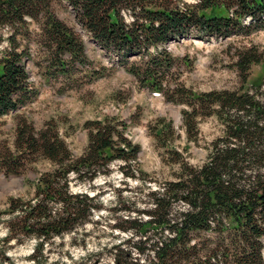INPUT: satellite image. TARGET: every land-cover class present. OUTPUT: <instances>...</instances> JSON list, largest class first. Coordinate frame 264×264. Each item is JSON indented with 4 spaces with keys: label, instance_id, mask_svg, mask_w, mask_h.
I'll return each instance as SVG.
<instances>
[{
    "label": "trees",
    "instance_id": "obj_1",
    "mask_svg": "<svg viewBox=\"0 0 264 264\" xmlns=\"http://www.w3.org/2000/svg\"><path fill=\"white\" fill-rule=\"evenodd\" d=\"M53 1L0 0V44L4 38L8 43L0 57V117L13 112L16 118L14 148L0 149V172L22 174L40 158L52 165L33 180V195L10 196L8 208L0 210V223L7 229L0 260L7 259L4 246L11 239L23 243L33 238V264H57L46 261V246L66 235L76 243L78 231L104 208L97 196L71 189L73 179L93 180L99 172L107 173L115 158L136 176L131 161L140 146L125 136L127 126L118 117L85 121L88 145L75 156L54 120L35 127L18 114L37 95L28 84L26 60L37 59L47 80L64 78L58 94L74 90L76 71L91 64L84 40L58 17ZM64 1L94 40L120 55L121 65L140 88L187 105L181 108L180 123L186 151L192 143L199 144L202 119L215 116L222 124L204 161L193 164L174 145L180 130L166 118L158 120L162 126L157 125L155 138L174 178L158 182L156 189L147 186L143 208L133 206V199L120 198V206L110 208L126 212L116 215L112 227L129 233L108 248L112 264H264V88L249 72L264 57L256 46L239 50L234 59L238 86L196 91L179 81V74L173 77V68L188 66L190 60L158 47L191 30L200 36H229L263 28L264 0H199L183 7L177 0ZM219 7L224 9L221 15L216 13ZM124 10L131 13V22L124 19ZM33 21L37 27L32 29ZM3 27L9 29L7 36ZM130 56L138 60L130 61ZM91 74L103 72L96 68ZM80 235L85 246L86 232Z\"/></svg>",
    "mask_w": 264,
    "mask_h": 264
},
{
    "label": "rangeland",
    "instance_id": "obj_2",
    "mask_svg": "<svg viewBox=\"0 0 264 264\" xmlns=\"http://www.w3.org/2000/svg\"><path fill=\"white\" fill-rule=\"evenodd\" d=\"M181 5H196L199 0H178ZM52 6L58 17L73 26L85 42L90 67L76 71L74 75L75 89L67 90L65 94H56L57 88L65 82L62 76L58 79L47 80L43 77V71L35 59L26 60L25 67L29 73L28 84L37 90L35 99L18 110V114L26 115L35 127H41L45 122L54 120L59 131L69 144L75 156H79L86 149L88 143V129L84 122L89 119L116 116L127 126L125 136L138 143L140 150L135 159L131 161L132 170L136 176L130 175L131 168H122L125 163L121 159L112 160L107 168L93 179L76 181L71 183V189L79 192H87L95 195L104 205L93 216L94 222L86 223L84 229L78 231L79 238L76 243L72 237H56L54 243L47 245L44 250L46 261L57 264H112L109 247L129 236V233L120 232L112 225L116 215H126L124 210L112 212L110 208L120 203V199H133V206L143 208L146 203L145 193L148 187L158 188V182L167 178H174L172 169L163 161V149L155 138L156 127L162 126L158 122L161 118L171 121L181 132L180 137H175L174 145L183 152L186 159L193 164H200L206 158L208 145L220 134L222 124L215 116L205 117L199 123V144L192 143L186 151L184 131L180 128L181 108L185 104H172L160 94L154 95L139 87V82L133 74L125 70L120 63V55L115 51L105 50L91 34L81 26L71 6L65 1L54 0ZM208 11L210 9H207ZM224 9L219 7L217 14H222ZM124 19L131 22V13L122 11ZM249 18L244 19L247 24ZM33 21L31 28H36ZM2 33L7 36L9 29L2 28ZM186 36L171 39L161 45L173 53L176 58L189 59L187 65L173 68L175 74H179V81L196 91H204L219 88H234L240 84V77L234 67V59L239 50L256 46L258 52L264 57V27L244 29L229 36L204 35L200 36L195 30ZM4 38L0 44V57L3 48L7 45ZM35 54L36 47L32 46ZM152 51L151 47L149 48ZM130 61L138 60L136 56H130ZM179 62V61H178ZM93 67V68H92ZM103 72L92 75V69ZM251 79L262 81L264 88V61L253 64L249 69ZM96 76V77H95ZM16 118L13 112L0 117V149L5 145L14 148ZM51 162L46 159H38L22 174H10L8 176L0 172V210L8 207L10 196L30 197L34 193L33 180L39 172L50 169ZM137 168H140V172ZM126 171L129 173H126ZM143 177V178H139ZM143 200V201H142ZM3 218L7 214H2ZM6 224L0 223V244L6 234ZM86 232L85 246L81 243V233ZM76 234V235H77ZM35 239H27L25 242H17L11 239L4 246L7 259L0 260V264H33L30 255ZM264 257V251H263Z\"/></svg>",
    "mask_w": 264,
    "mask_h": 264
}]
</instances>
